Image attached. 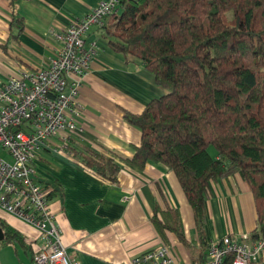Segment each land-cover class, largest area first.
Here are the masks:
<instances>
[{"label":"trees","instance_id":"16d2710c","mask_svg":"<svg viewBox=\"0 0 264 264\" xmlns=\"http://www.w3.org/2000/svg\"><path fill=\"white\" fill-rule=\"evenodd\" d=\"M99 35L113 52L140 60L165 91L139 112L124 113L140 132L126 162L138 170L148 162L165 166L191 210L196 246L184 238L176 208L153 207L161 244L172 234L193 264H204L208 184L233 174L252 195L256 227L249 238L264 237V0H118ZM69 151L92 176L116 182L112 157L87 146ZM0 228L2 244L19 241L14 229L3 222Z\"/></svg>","mask_w":264,"mask_h":264},{"label":"crops","instance_id":"0c3cea01","mask_svg":"<svg viewBox=\"0 0 264 264\" xmlns=\"http://www.w3.org/2000/svg\"><path fill=\"white\" fill-rule=\"evenodd\" d=\"M98 1L0 0V84L14 71L47 65L57 46L48 31L59 32ZM107 20L84 35V46H93V54L78 90L82 110L76 129L52 136L32 161L34 181L52 188L51 208L72 264H128L133 256L159 247L161 239L150 217L154 206L164 204L177 209L184 238L197 245L191 210L174 174L159 163L148 162L138 170L126 162L139 143L140 132L124 113L139 112L165 91L140 60L106 46L99 30ZM60 136L67 138L69 149L87 146L112 157L119 166L116 182L92 176L73 162L74 154L68 150L54 151ZM0 222L20 238L6 244L0 241V264H31L32 253L41 246L37 233L1 210ZM255 227L247 183L237 174L211 180L205 198L206 243L225 234L249 235ZM165 237L169 254L191 263L184 246L172 234ZM258 264H264V250Z\"/></svg>","mask_w":264,"mask_h":264},{"label":"built area","instance_id":"2783aa9c","mask_svg":"<svg viewBox=\"0 0 264 264\" xmlns=\"http://www.w3.org/2000/svg\"><path fill=\"white\" fill-rule=\"evenodd\" d=\"M118 0H99L75 17L59 32L48 33L57 42L48 64L34 70L19 69L0 84V210L31 227L41 246L31 257V264H72L60 242V230L51 208L52 188L32 179V161L52 136L76 129L81 115L78 90L88 71L93 46H84V35L93 25L116 11ZM59 136V135H58ZM57 150L67 149V138L59 137ZM264 250V237L225 234L208 241L204 264H258ZM128 264L182 263L169 254L168 247L145 250Z\"/></svg>","mask_w":264,"mask_h":264},{"label":"rangeland","instance_id":"374dc122","mask_svg":"<svg viewBox=\"0 0 264 264\" xmlns=\"http://www.w3.org/2000/svg\"><path fill=\"white\" fill-rule=\"evenodd\" d=\"M208 152L212 155L214 153V148L208 147ZM0 156L4 157V158L6 157V154L4 153L3 150H0ZM9 248H12V246H10ZM3 252H5V251H3Z\"/></svg>","mask_w":264,"mask_h":264},{"label":"water","instance_id":"95a60500","mask_svg":"<svg viewBox=\"0 0 264 264\" xmlns=\"http://www.w3.org/2000/svg\"><path fill=\"white\" fill-rule=\"evenodd\" d=\"M32 179H36L33 175L31 176ZM4 235H3V232H2V229L0 228V241L3 239Z\"/></svg>","mask_w":264,"mask_h":264}]
</instances>
